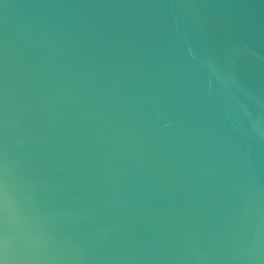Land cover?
I'll list each match as a JSON object with an SVG mask.
<instances>
[{"label": "water", "instance_id": "95a60500", "mask_svg": "<svg viewBox=\"0 0 264 264\" xmlns=\"http://www.w3.org/2000/svg\"><path fill=\"white\" fill-rule=\"evenodd\" d=\"M0 240L264 264V0H0Z\"/></svg>", "mask_w": 264, "mask_h": 264}, {"label": "snow or ice", "instance_id": "6c2138e0", "mask_svg": "<svg viewBox=\"0 0 264 264\" xmlns=\"http://www.w3.org/2000/svg\"><path fill=\"white\" fill-rule=\"evenodd\" d=\"M0 249H3V241L2 240H0ZM0 264H4V262L0 261Z\"/></svg>", "mask_w": 264, "mask_h": 264}]
</instances>
